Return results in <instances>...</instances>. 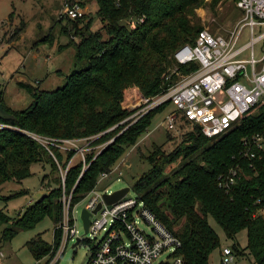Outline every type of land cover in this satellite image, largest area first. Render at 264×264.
<instances>
[{
	"label": "trees",
	"instance_id": "16d2710c",
	"mask_svg": "<svg viewBox=\"0 0 264 264\" xmlns=\"http://www.w3.org/2000/svg\"><path fill=\"white\" fill-rule=\"evenodd\" d=\"M222 0H209L214 8ZM237 1V0H232ZM100 29H91L92 17L82 15L71 19L64 15L62 31L78 40L74 65L66 82L53 90H40L20 82L33 100L23 109H11L3 101V108L14 115L12 120H0L21 130L55 138H80L97 135L94 145L107 144L85 155L87 167L80 174L83 162H73L66 172L65 191L73 188L71 205L88 194L102 172L109 171L127 147L147 130L150 119L163 105L150 110L135 122H122L132 112L126 106L128 91L137 88L154 98L173 84L179 74H187L196 65L179 64L173 52L186 43H193L202 30L195 23L196 8L205 0H95ZM63 15V14H62ZM64 17L60 16L59 21ZM87 18V19H86ZM142 18V20L140 19ZM133 22V23H132ZM21 28L12 37L19 36ZM2 37H0L1 42ZM168 76V78H166ZM264 129V101L257 103L240 124L219 137H205L198 127L185 131L183 144L165 152L153 145L145 159L149 168L135 181L138 201L180 240L174 252L184 264H209L211 252L220 247V238L209 224L212 217L224 235L236 239L246 230L247 243L243 247L253 257L251 264H264V158H250L241 154L243 138ZM54 157L30 136L12 129H0V185L30 177L32 165L49 164L51 171L64 167L72 151L61 152L52 147ZM97 153V154H96ZM182 160L175 168H166ZM238 164L241 174L229 191L218 186V177L230 166ZM59 187L50 188L46 196L19 212L14 218L5 209L12 195H2L0 224H6L1 241L10 240L20 229L31 228L47 215L53 220L52 242L39 234L26 242L35 260L49 259L56 251L62 217L61 178ZM91 251L92 240L80 239ZM234 242L232 249L243 254ZM46 260V261H47ZM89 264V261L88 263Z\"/></svg>",
	"mask_w": 264,
	"mask_h": 264
},
{
	"label": "built area",
	"instance_id": "2783aa9c",
	"mask_svg": "<svg viewBox=\"0 0 264 264\" xmlns=\"http://www.w3.org/2000/svg\"><path fill=\"white\" fill-rule=\"evenodd\" d=\"M235 5L240 9L241 17L232 29L221 33L202 29L193 43H186L173 52L172 58L177 63L183 65L193 62L196 65L189 73L179 74L176 81L157 97H146L136 89L132 91L133 94L127 95L126 106L132 112L121 123L128 121L129 125L160 104L169 102L174 108L164 117L167 129L175 130L186 124L198 127L207 138H215L240 124V120L257 103L264 101V0H237ZM61 12L71 19L85 13L76 1L66 2ZM257 44L260 46L256 55ZM0 129H15L30 136L46 148L54 159L52 147L61 152L72 151L66 166L59 168L62 217L58 223V247L47 261L38 259L32 264H58L70 240L95 241L98 235L100 237L94 244L97 248L90 252L89 264H184L182 257L174 254L181 244L179 238L137 197L127 198L126 194L120 201L107 205L102 194L111 193L112 190L96 191L99 179L111 178V172L117 170L118 163L112 165L109 171L102 172L95 187L71 205L74 186L69 192L64 187L68 167L79 156L83 162L81 174L87 167V152L97 147L99 153L111 139L106 144L93 146L92 141L97 135L76 139L55 138L21 130L2 120ZM78 141L84 144L79 145ZM242 142L243 156L264 158V129L244 137ZM117 174V179L123 175L120 170ZM240 174L241 167L238 164L230 166L225 174L218 177V186L229 191ZM79 202L91 212L86 232L84 229L79 232L76 228ZM98 202H101L100 208L92 213ZM261 213L264 214V207ZM141 222L150 226V232L139 226ZM220 253L221 264H229L235 259L230 247L222 248ZM2 256L0 250V264Z\"/></svg>",
	"mask_w": 264,
	"mask_h": 264
},
{
	"label": "rangeland",
	"instance_id": "374dc122",
	"mask_svg": "<svg viewBox=\"0 0 264 264\" xmlns=\"http://www.w3.org/2000/svg\"><path fill=\"white\" fill-rule=\"evenodd\" d=\"M74 1L79 4L87 18L92 17L91 29L93 31L100 29L101 23L96 15L95 0H0V37L3 42L0 45V86L3 90V101L11 109L26 108L33 100L32 95L20 82L29 83L40 90H53L66 82L65 76L71 72L75 62L76 47L71 41L78 40V37L71 36L72 31L69 34L62 31V26L67 24L61 11L66 2ZM235 2L222 0L211 8L209 0H205L203 5L196 8L195 23H199L202 29L207 28L213 33L232 29L241 17V11L236 7ZM60 16L65 19L59 21ZM17 28H21L19 36L12 37V33ZM259 46L260 44L255 46L256 55L259 52ZM19 77H23V80ZM135 89L138 90L130 89L128 95L133 94L132 91ZM173 108L170 103H166L152 116L147 130L137 138L136 144L127 147L116 162L117 170L111 172V178L99 179L95 187L96 191H104V189L114 191L135 181L149 168L144 156L149 153L154 144L160 145L165 152L172 150L178 144H183L181 143L183 130L189 131L192 126L184 124L175 130L167 129L163 120ZM78 143L84 144L81 141ZM78 157L74 158L73 162L77 161ZM181 162L182 160H177L167 167L166 171L175 168ZM59 168L62 166H59L57 171H51L49 164L37 163L32 165L30 177L1 184L0 193L5 196L19 190L26 192L14 195L6 203L0 198V207L3 208L5 203L6 206L3 209L12 218L19 212H24L27 206L38 201L50 188L59 187L56 181L59 180ZM118 170L123 174L120 179H117ZM126 197L135 199L137 194L130 187ZM82 206V202L77 205L76 228L79 232L83 229L80 217ZM207 220L220 238V247L211 252L209 264H221L220 250L222 248L232 249L234 242H238L241 248L246 245L245 229L240 231L234 240L224 235L220 225L211 216ZM5 225L0 224V250L3 253L1 257L3 264H32L35 259L30 254L26 242L37 234L44 241L52 242L55 226L53 220L47 215L34 223L31 228L20 229L10 240L1 241V233ZM139 226L146 232H150L148 224L141 222ZM99 237L100 235L97 239ZM96 240L92 241L93 245ZM232 251L235 253V259L229 264L253 262V257L246 249L243 248V254H236L233 249ZM90 252L87 243L76 244V240H70L58 264H87Z\"/></svg>",
	"mask_w": 264,
	"mask_h": 264
},
{
	"label": "water",
	"instance_id": "95a60500",
	"mask_svg": "<svg viewBox=\"0 0 264 264\" xmlns=\"http://www.w3.org/2000/svg\"><path fill=\"white\" fill-rule=\"evenodd\" d=\"M1 99H2V95H1V89H0V118L4 119V120H12L14 119V115L11 114L10 112L6 111L3 108V105L1 103ZM132 183H129L128 186H125L123 188L120 189H116L114 191H112L111 193H103L102 194V199L104 201L105 204L107 205H112V203H115L117 201H120L129 191L130 187H131ZM47 194V193H46ZM46 194H44L42 197H40L39 200H42ZM101 202H98L96 205V208L93 210L92 213H96V211L100 208ZM91 212H89L86 208H83L81 210V222L83 224V229L86 232L89 226V216H90ZM76 244H78V240L76 242Z\"/></svg>",
	"mask_w": 264,
	"mask_h": 264
},
{
	"label": "crops",
	"instance_id": "0c3cea01",
	"mask_svg": "<svg viewBox=\"0 0 264 264\" xmlns=\"http://www.w3.org/2000/svg\"><path fill=\"white\" fill-rule=\"evenodd\" d=\"M3 42H0V45H2ZM21 80H23V77H19ZM8 106V105H7ZM9 107V106H8ZM3 264V262H2Z\"/></svg>",
	"mask_w": 264,
	"mask_h": 264
}]
</instances>
